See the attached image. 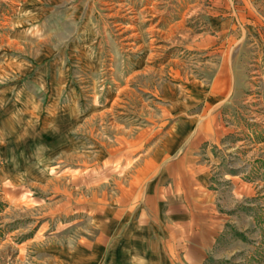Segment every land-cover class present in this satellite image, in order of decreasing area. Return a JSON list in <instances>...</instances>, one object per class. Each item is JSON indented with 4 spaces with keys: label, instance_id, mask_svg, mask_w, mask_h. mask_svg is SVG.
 Instances as JSON below:
<instances>
[{
    "label": "rangeland",
    "instance_id": "rangeland-1",
    "mask_svg": "<svg viewBox=\"0 0 264 264\" xmlns=\"http://www.w3.org/2000/svg\"><path fill=\"white\" fill-rule=\"evenodd\" d=\"M222 66L225 220L203 264H264V0H0V264L66 262L123 152L164 135L173 101L200 113Z\"/></svg>",
    "mask_w": 264,
    "mask_h": 264
},
{
    "label": "crops",
    "instance_id": "crops-1",
    "mask_svg": "<svg viewBox=\"0 0 264 264\" xmlns=\"http://www.w3.org/2000/svg\"><path fill=\"white\" fill-rule=\"evenodd\" d=\"M224 68L206 91L200 113L187 100L173 101L164 135L143 152H123V177L113 181L110 191L95 195L91 213L101 215L95 232L78 243L66 262L58 249L59 262L203 264L225 220L212 178L213 148L221 136L218 108L227 101L229 85ZM81 198L73 197L74 213Z\"/></svg>",
    "mask_w": 264,
    "mask_h": 264
},
{
    "label": "bare ground",
    "instance_id": "bare-ground-1",
    "mask_svg": "<svg viewBox=\"0 0 264 264\" xmlns=\"http://www.w3.org/2000/svg\"><path fill=\"white\" fill-rule=\"evenodd\" d=\"M137 19V18H136ZM136 74V73H135Z\"/></svg>",
    "mask_w": 264,
    "mask_h": 264
}]
</instances>
